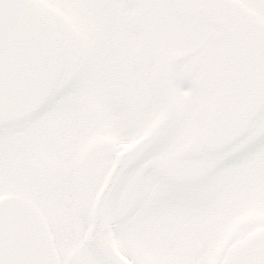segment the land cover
<instances>
[{
	"label": "rangeland",
	"instance_id": "obj_1",
	"mask_svg": "<svg viewBox=\"0 0 264 264\" xmlns=\"http://www.w3.org/2000/svg\"><path fill=\"white\" fill-rule=\"evenodd\" d=\"M36 1L52 21L56 37L62 47L58 81L46 107L36 117L43 118L42 114L56 113L61 108L67 112L71 107L73 110L77 107L78 112L99 114L101 116L99 121L102 123L101 128L96 129L94 134H92L94 130L88 133L85 129L87 121L79 117L78 126L73 133L74 140L70 142L67 134L62 135L60 139V142L61 140L63 142L62 153L54 149L53 154H47V161L54 166L53 176L50 177L48 174L45 178L48 193H52V196L48 195L50 199H43L41 206L46 210V216L53 227L56 243L62 251L64 260L69 262L70 257L75 256L73 252L83 253L82 249L76 248V242H79L77 240L80 220L89 215L94 196L108 171L101 162L94 161L91 168L88 166L90 165L87 159L88 148L91 146L89 149L91 150L102 144L100 142L109 141L112 163V157L120 149L125 148V144L131 145L161 120L167 106L166 81H168L176 101L173 119L178 121L176 123L174 121L170 129L168 127L162 129L158 147L128 172L126 182L114 194L110 204V225L114 224L111 235L124 247L126 254L135 256L140 264H202L204 259L208 264L210 257L212 259L221 257L219 264H225L233 249L252 234L264 230V132L258 131L261 120L264 119V92L261 90L258 105L253 108L249 122V130L256 131L247 142L253 145V158L248 164L245 162L246 157L242 158L243 164H247L250 171L249 180L247 177L244 178L247 166H243L239 167L241 184L238 181V187L234 189L230 186L232 190L230 194L221 195V198L217 190L220 185L223 189L226 186L215 184L216 175L211 181L202 180L203 187L193 188L194 185L178 181L188 169L184 168L182 171L179 168L190 163L188 155L185 156V153L175 155L178 151L185 150L180 146L184 144V139H188L190 135L188 131L200 134L205 123L203 120L208 118L214 87L220 78L219 75L216 76V72H219L221 66V56L212 53L210 47L219 44L217 39H212L205 45L200 55L202 59H198V53L177 59L171 64L168 73L166 71L170 59L187 51L200 40L203 25L209 24V21L206 18H191L186 12L178 11L173 0L133 2L119 0L109 11L105 0ZM179 1L187 11L195 7H199L197 10L209 7L206 0ZM233 1H241L245 6L248 3L249 7L256 11L254 5L261 0ZM123 3L126 6L121 10L119 5ZM143 8L146 10L145 24L142 31H138L135 30V12ZM128 17H131L132 21H129ZM259 19L264 22V18ZM204 73L202 82L201 77ZM80 100L83 104L76 106ZM72 123L73 121L69 126ZM249 130L245 131L239 140L245 142ZM70 132L72 135L71 129ZM65 153L70 154L72 159L64 163V166L73 168V172L70 176L61 178L64 172L61 171L62 167L57 168L55 162L60 164L61 156ZM85 157L86 162L83 164ZM148 163L152 164L151 168L143 175L141 183L138 175ZM220 163L224 165V162ZM43 166L46 167L45 164ZM154 167L157 169L155 173L158 174L155 211L161 217L164 215L161 213L166 210H171L168 213L173 214L172 209L175 208L179 214L193 216L197 228L204 230L203 233H199L201 239L198 243L204 246V252L199 260H190L194 257V251L186 255L180 253V250L183 253V249L176 244L178 234L174 235L176 242L171 243L170 239L168 244L163 237L164 225L155 226L148 218L149 222L143 220L138 229L134 221H128L126 228L123 226L119 229L122 226L120 223L123 222L118 219L120 212L113 208L122 203L124 198L126 200L121 205L123 208L127 203V196L139 200L136 206L133 204L132 210L145 208L152 186L153 190L155 188L153 184L155 175L152 170ZM78 168L83 172V174L79 172V176H83L85 180L91 178L92 183H88L92 184L93 190L88 194L93 192L91 195L87 194L88 199L85 197V201L84 196L80 198L77 195L73 205H68L64 200L68 193L63 192V187L68 185L70 189L77 184L79 178H76L75 173ZM84 168L86 170L90 168L88 175ZM214 170L212 171L214 174L220 173L221 168ZM175 177H178L176 180L178 183L171 180L176 179ZM57 180L59 186L62 185L59 196L56 191L59 188ZM228 184L231 185L229 182ZM122 192L127 195H120ZM233 192H236L235 197ZM82 201L86 213L80 212L79 216L76 210L82 207ZM151 208L146 207L148 210ZM137 231L140 234L136 237ZM141 237L146 248L142 251L139 239ZM134 248L139 249L140 253L138 251L136 253Z\"/></svg>",
	"mask_w": 264,
	"mask_h": 264
},
{
	"label": "flooded vegetation",
	"instance_id": "obj_2",
	"mask_svg": "<svg viewBox=\"0 0 264 264\" xmlns=\"http://www.w3.org/2000/svg\"><path fill=\"white\" fill-rule=\"evenodd\" d=\"M108 2H112L116 6L119 0H109ZM208 5L209 7L197 10L198 12L201 11L204 18L209 21V24H204L203 29L201 30L202 39L199 45L202 47L198 51L202 50L210 40L217 39L216 41L219 44L216 45L217 47L210 46L211 52L225 55L226 60L224 66L226 67V71H228L227 79L220 85L221 89L216 96L214 112L209 115L210 118L209 123L206 125L207 128L204 129L203 134H201V143L193 144L194 142L197 143L198 139H196L194 135H191V138L187 141L190 144L181 146V148L184 147L185 150L182 152L178 151L175 155L177 156L181 153H185V156L188 155V162L190 163L187 164V166L183 164V166L179 167L182 171L185 170L184 168H188L186 169V174H184L183 177H180L179 180L178 177H175L176 179L171 178V180H174L175 183H178V181L181 183L187 182L189 185H194L193 188H199L202 186V180L205 182L211 181V178L216 175L215 184L220 183L226 186L223 189V186L220 185L217 190V193L221 198V195L230 194L232 191L230 186L234 189L235 187H238V181L239 184H241V181L239 180V169L241 167L243 168V166H247V168H245V175L244 173L242 174L244 175V178L247 177V180H249L250 171H248L247 164L253 158L254 151L252 147L253 145L251 146L247 142L252 136H254V133H256V131L252 132L251 129L249 130V122L252 118V113L254 111L253 108L258 105L261 90L264 92V22L259 19L264 18V5H254L256 11L251 9L248 3L247 6H245L241 1L208 0ZM125 6V3H123L119 5V8L122 10ZM224 9L229 12H226ZM143 13H137L138 28L142 24ZM130 19L131 18L128 17V20ZM58 44L60 46L59 40ZM60 48L62 50L61 46ZM80 104H83V102L76 103V106ZM69 110L73 112H64L61 108L56 113L42 114L41 116H43V118L36 117L18 124L0 126V196L10 194L21 196L22 198L33 202L46 216V210L41 206V201L45 198L50 199L48 195L52 196V193H48L45 178L48 174L50 177L54 174V166L50 161H47V154H53L54 149L62 153L61 148L63 142L62 140L60 142L62 135L67 134L66 137L70 142L74 140L73 133L75 127L78 126L79 117H82L84 121H87L85 129L88 133L94 130L92 133L94 134L95 131H97L96 129L99 130L101 128L102 124L101 121H99L101 117L99 114L94 115L91 112H78L77 107L75 110L71 107ZM81 110H84V108ZM71 121H73V123L69 126ZM263 126L264 119L261 120L259 130H261V127ZM70 129L72 130V135ZM248 130L249 132L245 138L246 141L243 142L242 139L239 140L242 137L241 135ZM16 134H26L28 136V143L21 151H18L15 147L14 138ZM47 141L48 144H46ZM21 143L22 140H19V144ZM100 143L102 144H98L91 150H89L91 146L88 148L87 159L90 165H87L91 168V163L96 161L104 163L103 166H106L109 169L111 164L110 143L109 141ZM243 157H246V165L243 164ZM71 159L70 154L65 153L61 156L60 164H58L59 162H55L57 163V168L62 167L61 171L64 172V175L60 176L61 178L63 176H70L71 172H73V168L64 166V163L69 162ZM142 160L132 166L121 177L119 183L114 189L108 201L105 215L106 226L103 233L104 241L108 244L114 245L123 256L131 260L134 264H140L137 258L133 256V259L132 256L126 254L124 247L121 246L118 240H113L109 234V230L112 229V225H114H110V204L118 188L126 182L128 172H131V170L139 165ZM85 162L86 157L83 160V164ZM220 162H224V165ZM44 164L46 167L43 166ZM31 165H34L35 167L34 178H32ZM151 165V163H148V165L141 169L140 174L138 175L141 183L143 181V175L150 170ZM219 167L221 168L220 173L214 174L212 172L215 171L214 168ZM231 167H234L235 169L231 170ZM90 168L87 170L85 168L83 169L84 172H86V175L90 173ZM152 170L155 175L153 183L155 188L153 190L152 186V192L148 199L149 202L146 205V207L150 206L152 208L149 210L146 209V207L143 209L136 208L132 210L131 207L133 204L136 206L139 201L138 198L133 196L132 198L127 196V203L121 208V205L126 200L123 198V202L117 204L115 208H113L120 212L118 219L120 222H123L120 223L122 226H120L119 229L123 226L126 228V223L128 221L136 222L137 229L142 225L143 220H146L147 222L150 220L155 223V226L159 225V227L164 225L165 229L163 237L168 241V244L170 239L171 243H175L176 239H174V235L178 234L179 239L176 244L183 249V253L181 250L180 253L186 255L191 254L190 252L194 251V257L190 260H199L202 256V254H198L197 251L198 247L201 246V244L198 243V240L201 239L199 233H203L204 230L197 228L195 219L191 214H179L175 211V208L172 209L174 211L173 214L168 213V211L171 210H166L161 213L164 215L159 217L160 214L155 211V206L157 205L156 196L158 174L155 173L157 172L155 167ZM79 172L80 168L76 170L75 176L77 175L76 178L79 179L73 188L69 189L68 185L63 187V192L68 193L64 198L68 205H73V200L77 195H79L80 198H83L84 196L85 201L86 198L88 199V195H91L93 192L92 191L88 194L89 191L93 190L92 184L90 185L88 183H92L91 178L89 177L85 180L83 176L78 175ZM80 174H83V172L81 171ZM228 182L231 185H229ZM246 182L248 183V181ZM132 186L133 184L130 186L131 190ZM125 188H127V185ZM59 190L62 191V185L56 189L57 196H59ZM235 193L236 192H233L234 197ZM120 195L126 196L127 194L122 192ZM84 201H82V207L76 210L79 216L80 212L86 213ZM92 205L89 215L84 216L80 220L79 240H77L79 242H76V248L79 250L82 249L81 251H83V253L80 251L73 252L75 256L72 258L70 257V261L68 262L64 260L62 251L59 249L62 264H103L98 254L83 242V233L85 229L89 227L88 223H90L91 220ZM147 218L149 220H147ZM153 233L155 234V232ZM138 234H140L139 231H137L136 237ZM125 238L126 236H124V240ZM139 239L140 246L143 248L141 249L137 242L138 248L142 251L146 248L144 247L142 237ZM135 250L136 253L137 251L140 253L139 249ZM76 254L78 256H76ZM195 257H197V259ZM205 260L206 259H204V263L202 264H207ZM220 260L221 257H215L213 259L210 257L209 264H219Z\"/></svg>",
	"mask_w": 264,
	"mask_h": 264
},
{
	"label": "water",
	"instance_id": "obj_3",
	"mask_svg": "<svg viewBox=\"0 0 264 264\" xmlns=\"http://www.w3.org/2000/svg\"><path fill=\"white\" fill-rule=\"evenodd\" d=\"M59 56L50 23L33 0H0V124L27 119L42 107L56 81ZM168 97L172 105L170 90ZM169 117L167 112L163 121ZM156 137L152 130L120 154L96 198L89 241L103 258L107 199ZM0 264H60L44 218L25 200L0 199ZM228 264H264V235L234 252Z\"/></svg>",
	"mask_w": 264,
	"mask_h": 264
}]
</instances>
